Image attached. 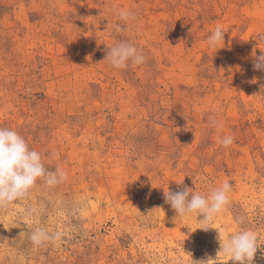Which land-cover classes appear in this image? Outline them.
Here are the masks:
<instances>
[{
  "label": "rangeland",
  "instance_id": "obj_1",
  "mask_svg": "<svg viewBox=\"0 0 264 264\" xmlns=\"http://www.w3.org/2000/svg\"><path fill=\"white\" fill-rule=\"evenodd\" d=\"M217 27L225 44L209 48ZM121 41L145 62L104 60ZM262 51L264 0H0V127L65 173L0 208V264H196L217 258L219 231L244 230L264 264ZM225 180L230 202L207 231L165 203L164 190L208 195ZM40 228L61 236L34 245Z\"/></svg>",
  "mask_w": 264,
  "mask_h": 264
},
{
  "label": "clouds",
  "instance_id": "obj_2",
  "mask_svg": "<svg viewBox=\"0 0 264 264\" xmlns=\"http://www.w3.org/2000/svg\"><path fill=\"white\" fill-rule=\"evenodd\" d=\"M115 14L122 21H135L136 14L127 9H114ZM119 31V26H116ZM221 42L225 44V31L217 27L207 38L209 48H216ZM254 56V69L264 70V51ZM111 66L116 69L125 68L131 63L133 66L141 65L146 57L131 41H121L108 48L106 58ZM210 123L215 128H222V122L215 116L210 118ZM234 142V137L226 135L219 143L227 148ZM39 178H43L49 185L63 182L65 173L61 168L48 171L42 160L41 154L31 149L25 138L17 131L0 127V208H4L14 201L25 198L29 190ZM195 183V181H194ZM231 184L225 180L220 187L212 188L208 195L184 187L181 191L164 190L165 203L170 204L179 217H186L199 213L200 229L207 231L214 218L226 209L230 202L229 193ZM150 214V212H149ZM147 214V215H149ZM60 233L49 234L40 228L32 232L31 240L34 245L45 241H55L60 238ZM217 239L220 243V252L231 257L233 264H254V259L260 247L259 238L250 231L244 230L226 238L224 233L218 232ZM219 253L215 260L197 261L196 264H218Z\"/></svg>",
  "mask_w": 264,
  "mask_h": 264
}]
</instances>
